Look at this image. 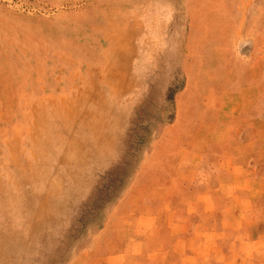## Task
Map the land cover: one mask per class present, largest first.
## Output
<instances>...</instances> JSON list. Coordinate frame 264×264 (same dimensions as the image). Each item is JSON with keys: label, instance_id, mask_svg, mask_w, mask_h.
I'll return each instance as SVG.
<instances>
[{"label": "rangeland", "instance_id": "1", "mask_svg": "<svg viewBox=\"0 0 264 264\" xmlns=\"http://www.w3.org/2000/svg\"><path fill=\"white\" fill-rule=\"evenodd\" d=\"M262 117L264 0H0V264L103 259L192 162L264 176Z\"/></svg>", "mask_w": 264, "mask_h": 264}, {"label": "crops", "instance_id": "2", "mask_svg": "<svg viewBox=\"0 0 264 264\" xmlns=\"http://www.w3.org/2000/svg\"><path fill=\"white\" fill-rule=\"evenodd\" d=\"M223 163L195 161L185 175L157 176L142 193V225L133 234L113 229L108 252L91 264H264V176L254 174L257 163L235 161L233 174L220 175Z\"/></svg>", "mask_w": 264, "mask_h": 264}]
</instances>
